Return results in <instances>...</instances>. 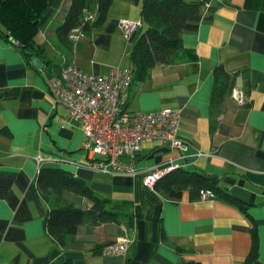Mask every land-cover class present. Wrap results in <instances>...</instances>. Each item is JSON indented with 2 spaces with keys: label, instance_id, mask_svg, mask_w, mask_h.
<instances>
[{
  "label": "crops",
  "instance_id": "0c3cea01",
  "mask_svg": "<svg viewBox=\"0 0 264 264\" xmlns=\"http://www.w3.org/2000/svg\"><path fill=\"white\" fill-rule=\"evenodd\" d=\"M143 0H113L105 21L70 33L71 48L55 35L71 0H47L34 43L41 66L0 36V264H241L253 233L264 264V0H213L211 18L182 33L195 58L155 66L129 91L132 111L179 109L182 151L143 141L135 151L134 175L103 174L84 167L85 136L65 106L55 102L48 80L64 65L88 74L131 67L130 53L140 32ZM121 19L139 23L129 36ZM222 64L235 74L233 89L211 104L213 69ZM40 155L44 161L37 164ZM57 166L84 180L108 209L124 214L119 223L82 224L60 246L47 232L49 206L41 199L36 173ZM170 164L203 172L246 209L219 195L191 200L162 196L143 183L144 173ZM63 202L89 207L82 195L64 192ZM121 239L128 250H106Z\"/></svg>",
  "mask_w": 264,
  "mask_h": 264
},
{
  "label": "trees",
  "instance_id": "16d2710c",
  "mask_svg": "<svg viewBox=\"0 0 264 264\" xmlns=\"http://www.w3.org/2000/svg\"><path fill=\"white\" fill-rule=\"evenodd\" d=\"M113 0H71L64 20L56 27L59 43L71 48L70 33L74 29L88 31L100 26L106 19ZM213 0H143L141 19L144 29L135 41L131 53L132 82L145 79L152 68L193 59V51L185 49L182 33L194 30L202 20L211 18ZM47 7V0H0V36L18 45L29 60L39 59L40 48L34 43L39 19ZM40 60V59H39ZM41 61V60H40ZM211 104H220L231 94L235 74L218 64L213 69ZM35 183L41 199L49 206L47 232L64 247L68 236L78 226H97L106 222L119 223L123 213L112 211L79 177L57 166L41 165ZM153 188L169 199H180L184 192L191 200L200 197V190H209L229 203L246 209L245 204L219 187L203 172L177 167L154 184ZM64 192L87 197L89 207H77L63 202ZM257 238L253 233L252 247L241 264H252L257 258ZM50 264H74L70 259ZM187 264H199L189 261Z\"/></svg>",
  "mask_w": 264,
  "mask_h": 264
},
{
  "label": "built area",
  "instance_id": "2783aa9c",
  "mask_svg": "<svg viewBox=\"0 0 264 264\" xmlns=\"http://www.w3.org/2000/svg\"><path fill=\"white\" fill-rule=\"evenodd\" d=\"M138 24L121 19L119 27L129 36ZM131 83L132 67H113L107 74L94 75L69 64L49 78L52 99L66 107L85 136L82 144L85 157L81 161L84 167L103 174L134 175L138 172L135 151L143 141H155L182 151L187 149L179 137L181 111L168 107L155 111L130 110ZM231 96L238 103H244L242 90L232 89ZM36 160L38 165L44 161L40 155ZM177 167L170 164L148 170L143 176L144 185L152 188L157 180ZM199 194L202 198L214 196L209 190H200ZM128 245V240L121 239L106 253H124Z\"/></svg>",
  "mask_w": 264,
  "mask_h": 264
},
{
  "label": "water",
  "instance_id": "95a60500",
  "mask_svg": "<svg viewBox=\"0 0 264 264\" xmlns=\"http://www.w3.org/2000/svg\"><path fill=\"white\" fill-rule=\"evenodd\" d=\"M32 62L34 64H37L38 66H41V61L39 59L34 58V59H32Z\"/></svg>",
  "mask_w": 264,
  "mask_h": 264
}]
</instances>
